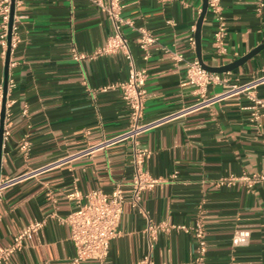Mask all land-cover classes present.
<instances>
[{"label": "crops", "instance_id": "obj_1", "mask_svg": "<svg viewBox=\"0 0 264 264\" xmlns=\"http://www.w3.org/2000/svg\"><path fill=\"white\" fill-rule=\"evenodd\" d=\"M136 64L147 71L143 168L158 179L130 203L133 142L110 141L129 128V109L119 88L128 63L119 53L94 54L107 41L111 23L89 0H16L17 42L8 68L9 116L0 146V248L30 223L44 221L1 264H71L75 247L64 221L76 206L68 194L124 186L119 233L104 264H135L147 253L149 222L164 224L152 251L154 264H190L196 250L192 227L206 229L204 264H264V183L221 185L231 174L264 173V108L254 117L252 97L264 99V48L226 71L242 88L201 105L191 84H182L187 61L198 58L195 33L204 0H121ZM227 53L214 44V19L201 25V60L219 67L264 43V7L257 0H222ZM158 36L145 58L137 28ZM2 28L0 18V40ZM86 54L75 59L73 50ZM0 46V86L6 54ZM199 59V58H198ZM225 91L211 85L207 98ZM27 107V114L23 109ZM24 141L28 149L22 148ZM185 226L187 229L181 228ZM248 229L245 246L232 244ZM82 264H100L88 260Z\"/></svg>", "mask_w": 264, "mask_h": 264}, {"label": "built area", "instance_id": "obj_2", "mask_svg": "<svg viewBox=\"0 0 264 264\" xmlns=\"http://www.w3.org/2000/svg\"><path fill=\"white\" fill-rule=\"evenodd\" d=\"M92 4L103 10L110 23L111 33L106 43L99 48L94 54H110L119 53L124 56L128 63V77L126 80L108 84L103 90L110 88H119L121 90L122 99L129 109V128L128 130L110 141L130 139L133 142V174L130 182V203L133 207L142 208L143 194L147 190H152L158 183V179L152 176L143 168L144 159L147 156V150L140 145V136L147 130L152 123L144 122V109L147 100L146 77L147 71L138 67L134 55L131 50L129 38L124 33V26H133V22L123 18L122 11L124 4L121 0H89ZM16 3V0H15ZM258 8L264 7V0H257ZM208 10L214 19V44L216 52L219 55L227 53V30L228 24L223 13L222 0H208ZM12 11V0H0V18H1V40L3 55L6 54L8 48L9 23ZM15 17V14H14ZM17 24L15 20L12 25L11 34V50L17 42L16 30ZM139 32V46L145 51V58L148 57L149 48L158 43V36L154 35L146 27L137 28ZM195 44V39L192 38ZM73 57L77 60L87 58L84 53L73 50ZM9 84V82H8ZM182 84H191L195 87V92L202 97L199 105L209 100L218 99L220 97L231 94L234 90L242 87L231 84L226 72H215L207 70L198 58L187 61L185 78ZM222 85L225 91L212 98H207V91L211 85ZM255 112L254 117H258L259 110L264 108V99L257 96L252 97ZM3 88L0 86V116L2 111ZM27 107L23 109V113L27 114ZM9 116L8 104L6 101L5 120ZM4 120V132L5 129ZM27 141H24L22 148L28 149ZM242 182L249 189L258 183H264L263 172H244L241 175L231 174L221 180V185H234ZM2 182H0L1 186ZM68 198L74 200L76 206L64 218V221L70 227V238L75 247V254L71 258V264H82L88 260L98 261L104 264L110 251L112 240L119 233V226L122 219L125 194L122 183H117L111 192H105L96 188L85 194L79 190H74L68 194ZM44 224V221H35L21 230L13 239L11 244L0 248V264L6 261L9 256L18 250L24 241V238L38 231ZM181 228L187 229L185 226ZM167 228L164 224H156L149 222L147 226L148 243L147 253L143 255L135 264H154L152 259V251L154 249L158 233L161 229ZM196 241L195 255L190 264H204L208 251L206 242V229L201 220L191 228ZM251 232L248 229H237L233 233L232 244L235 247L245 246L249 243Z\"/></svg>", "mask_w": 264, "mask_h": 264}, {"label": "water", "instance_id": "obj_3", "mask_svg": "<svg viewBox=\"0 0 264 264\" xmlns=\"http://www.w3.org/2000/svg\"><path fill=\"white\" fill-rule=\"evenodd\" d=\"M208 9V0H204L202 11L200 14V17L197 22V28H196V50L198 54L199 61L202 63V65L210 71H215V72H226V71H231L238 67L239 65H242L245 63L249 58L253 57L257 53H259L263 48H264V43L257 46L253 50H251L249 53L246 55L242 56L241 58L235 60L232 63H229L227 65L219 66V67H212L204 64L201 60V25L203 18L207 12ZM14 14H15V0H12V11H11V18H10V23H9V35H8V48L6 52V78L4 82V87H3V101H2V111H1V116H0V146L2 144V138H3V132H4V120H5V111H6V101H7V89H8V68H9V63H10V57H11V34H12V25L14 21Z\"/></svg>", "mask_w": 264, "mask_h": 264}]
</instances>
